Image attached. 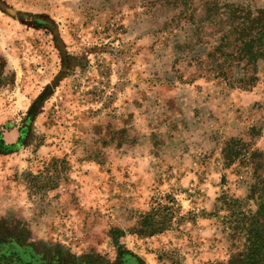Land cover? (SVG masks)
<instances>
[{"label": "rangeland", "instance_id": "374dc122", "mask_svg": "<svg viewBox=\"0 0 264 264\" xmlns=\"http://www.w3.org/2000/svg\"><path fill=\"white\" fill-rule=\"evenodd\" d=\"M263 191L264 0H0V234L234 264Z\"/></svg>", "mask_w": 264, "mask_h": 264}, {"label": "trees", "instance_id": "16d2710c", "mask_svg": "<svg viewBox=\"0 0 264 264\" xmlns=\"http://www.w3.org/2000/svg\"><path fill=\"white\" fill-rule=\"evenodd\" d=\"M246 36V35H245ZM242 36V37H245ZM250 44V42H246ZM246 46V44H245ZM264 194V191H263ZM156 213L144 216L140 222L139 229L142 232L151 229L157 221V225L164 222L157 220ZM160 229L153 228L145 235H153ZM249 245L243 257L234 264H264V202L259 206L257 222L249 231ZM115 242L121 237L113 234ZM0 264H145L134 253L117 246L115 258L106 259L100 255L86 254L83 256H72L68 252L54 247H44L28 242L27 237L20 233L0 234Z\"/></svg>", "mask_w": 264, "mask_h": 264}]
</instances>
